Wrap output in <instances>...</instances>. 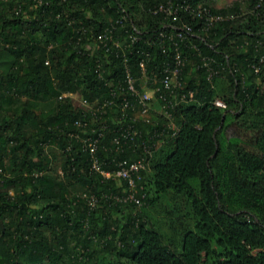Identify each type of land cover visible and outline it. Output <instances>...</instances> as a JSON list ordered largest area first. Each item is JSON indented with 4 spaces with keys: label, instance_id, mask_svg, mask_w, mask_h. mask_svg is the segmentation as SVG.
Masks as SVG:
<instances>
[{
    "label": "trees",
    "instance_id": "16d2710c",
    "mask_svg": "<svg viewBox=\"0 0 264 264\" xmlns=\"http://www.w3.org/2000/svg\"><path fill=\"white\" fill-rule=\"evenodd\" d=\"M211 1L0 0V264H264V0L242 17ZM177 67L176 103L161 81ZM128 76L174 104V135L162 114L132 121ZM125 100L135 109L122 118ZM128 125L135 146L117 151ZM99 133L105 170L146 158L140 208L113 199L124 183L89 172L82 140ZM142 144H156L151 156ZM171 196L192 221L167 239L136 212H172Z\"/></svg>",
    "mask_w": 264,
    "mask_h": 264
},
{
    "label": "built area",
    "instance_id": "2783aa9c",
    "mask_svg": "<svg viewBox=\"0 0 264 264\" xmlns=\"http://www.w3.org/2000/svg\"><path fill=\"white\" fill-rule=\"evenodd\" d=\"M202 12L206 13V10L203 9ZM207 20L209 22H213V21H218L219 19L216 17L214 18L212 16L211 17L208 16ZM176 60H177L176 61L177 66L178 67L181 66L182 65L181 60L178 59V57H176ZM201 61H202V66L207 69L208 78H210L211 76H215L217 74L216 69L212 67V65L215 63V61L212 58L203 57L201 59ZM140 66L142 67V64H140ZM178 67L172 71L170 78H165L164 80L161 81L162 85L169 92L172 99H174L176 96L175 94H173L174 93L173 89L178 88L180 85L179 81H178V76H179L178 75L179 74V68ZM257 71H258V69H255V72H257ZM171 78H173L176 82L173 85L170 82ZM126 83H127V89L131 93V95L134 97V101L136 103V106L139 109V111L141 112V114H147V112L149 111V102L151 101L152 97L148 96L147 94L141 95L139 93V91L134 88L133 81L129 76L127 77ZM150 92L153 93L152 95L155 96V94L157 92H159V88L151 89ZM190 97H191V95H190ZM155 100H157V102H162V105H160L161 111H162L163 116L168 120L166 127L174 135L176 132V128H175V125L173 124V122L171 121L170 113H168V109L172 108L174 106V104H172V102H166L164 94L158 95L157 98L155 97ZM213 104H214V106H216L219 109H222V110L225 109V104L220 100H215L213 102ZM126 108L129 109L130 111H134L135 106L132 104H129L125 100L123 109L121 111L122 112V116H121L122 118L126 117V114L124 112V109H126ZM132 121H137V120L132 119ZM142 121H144L145 123H149V119H144ZM77 125L80 126L79 123ZM105 128L106 127L103 126L100 130H104ZM119 132H120V136L118 138H115V140H114L117 151L121 149V143L130 144V146L132 144L133 146H135V144H133V139L137 135V131L134 130V128L132 126L128 125L125 129L123 128ZM161 135H162V133H158V134L156 133L157 137H159ZM101 138H103V133H99L98 137H96V138L88 137V138L82 140L83 149L88 152L89 157H90L89 158V172L94 173V174H99L103 178H106V179L113 178V179H116V181L119 180L117 182L119 185H120V183H124L125 188H126V193H124L120 196H114L113 199L117 203H121V204L132 203V204L136 205V207L140 208L143 205V202L136 197L137 191H138L136 182L141 179V175H140L141 172L145 171L147 168L146 158L142 156L138 160L130 162L129 164H126L125 162H118L117 164H115L116 169L113 172L107 171L104 169V166L106 165V163L100 161L96 155ZM122 139H124L123 142H121ZM152 148L153 149L156 148V144H153L151 146H148V145L144 146L142 144L143 154H145V156L146 155L151 156L152 150H153ZM82 197H87V196L83 194ZM88 204L90 207H94L96 204V199L94 197H89L88 198Z\"/></svg>",
    "mask_w": 264,
    "mask_h": 264
},
{
    "label": "rangeland",
    "instance_id": "374dc122",
    "mask_svg": "<svg viewBox=\"0 0 264 264\" xmlns=\"http://www.w3.org/2000/svg\"><path fill=\"white\" fill-rule=\"evenodd\" d=\"M211 8L214 10H219L223 8H229L231 6L237 5L239 8V17L246 16L247 14H250L252 12L251 9H249V0H212L211 1ZM202 4L198 5V9L201 8V11H203ZM237 16V17H238ZM264 16V13H263ZM95 49V46H91V51L93 52ZM171 84L173 85L175 80L173 78L170 79ZM150 82L146 76H144L141 79V85L139 93L141 95L147 94L148 96L152 97L151 101L149 102V111L147 114H141L140 111L135 113L133 116L134 119L137 121L149 119L153 120L155 122H158L162 119V111L161 106L157 100H155V96L152 95L153 93L150 92ZM69 98L71 99V102L73 106L82 108L85 111L92 110L93 113L98 111L97 107H90L82 101V99L79 97L78 94H69ZM175 96V95H174ZM174 102L177 103V95L174 98ZM93 108V109H92ZM162 114V115H161ZM95 121V118L92 120ZM119 121V120H118ZM54 168L58 169L60 166V160L58 159L54 163ZM119 180H117L118 182ZM151 196V194H150ZM170 202H172L175 206L174 210L172 212H169V207L162 202H157L155 206H148L143 207L140 210H137L136 213H140L143 216V219H146L148 222H150L153 225V228L161 233L167 238L172 239L175 238V229L178 227L177 219L185 220V221H192L189 212L190 208L189 205H187L182 198L180 197H170ZM171 220H175L173 224H171ZM178 220V221H180ZM192 223V222H191ZM173 225V228H171V225ZM46 264V263H44Z\"/></svg>",
    "mask_w": 264,
    "mask_h": 264
}]
</instances>
